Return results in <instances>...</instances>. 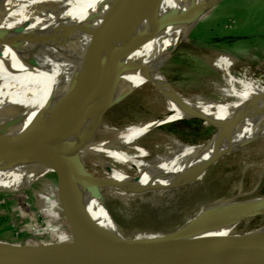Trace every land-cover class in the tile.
<instances>
[{
	"label": "bare ground",
	"instance_id": "obj_1",
	"mask_svg": "<svg viewBox=\"0 0 264 264\" xmlns=\"http://www.w3.org/2000/svg\"><path fill=\"white\" fill-rule=\"evenodd\" d=\"M216 1L160 0L161 16L179 13L181 21L166 26L149 49L116 57L109 69V56L137 43L135 36L114 42L112 22L120 21L127 11L137 13L140 0H0V126L21 137L0 156L26 136L36 133L39 125L68 95L74 92L78 97L75 86L93 57L103 77L105 101L112 102L116 98L117 86L135 91L151 84L157 101H161L169 113L160 119L139 121L121 128L103 121L99 124L94 139L72 161L91 175L99 194L79 180L71 167L72 162L68 165L70 178L81 184L106 229L112 233L118 235V230L104 207L105 197L100 196V189L132 195L177 189L201 182L213 165L232 153L241 151L247 157L264 155L262 148L248 147L264 142V82H239L230 77L233 88L229 98L222 94L219 101L188 99L167 80L160 68L189 42L198 21ZM185 3L188 7L183 11ZM95 35H99V39L86 58L88 42ZM139 41L146 40L142 36ZM139 61L144 65L137 64ZM124 63L137 68L120 74L119 67ZM215 64L225 75H230V62L221 53ZM73 77L76 78L71 80ZM237 84L241 89L236 88ZM175 112L179 113V120L205 117L225 123L228 133L223 139L199 145H189L174 136L164 135L163 144L146 147L144 139L154 135L151 133L162 124L172 123L171 114ZM92 123L89 118L70 128L69 133L68 129L60 130L58 124H49L48 135L67 147L77 129L79 140L92 131ZM50 172L32 156L5 158L0 162V190L24 191ZM262 203L264 197L212 204L191 224L195 226L186 234L188 239L170 245L165 242L167 238L151 235L139 250L130 253V244H125L120 251L114 250L113 255L116 261L132 263L179 250L219 246L237 251L252 264H264V226L242 233L237 231V227L248 220L239 211L242 208L264 211Z\"/></svg>",
	"mask_w": 264,
	"mask_h": 264
},
{
	"label": "rangeland",
	"instance_id": "obj_2",
	"mask_svg": "<svg viewBox=\"0 0 264 264\" xmlns=\"http://www.w3.org/2000/svg\"><path fill=\"white\" fill-rule=\"evenodd\" d=\"M187 5H183V11ZM188 41L175 56L160 66L167 80L184 98L219 101L222 94L228 97L233 88L229 83L230 77L239 82H264V0H217L200 18ZM219 53L230 62V75H225L216 66ZM145 88L122 97L103 122L121 128L169 114L164 104L157 101L154 87L149 84ZM236 88L241 89L240 84ZM178 114L172 113L174 121L162 124L151 133L154 135H148L144 145L153 148L156 144H163L169 135L183 143L199 145L223 139L228 133L229 127L225 123L208 119L209 124L198 118L179 120ZM193 120L204 122L199 125L201 129L195 125L179 133L169 131L174 123ZM248 147L264 150V142L252 143ZM70 183L72 199L84 206L100 227L106 228L81 184L72 178ZM57 185L58 175L51 173L24 193L0 197V242L73 246L76 237L56 205ZM100 196L105 197L104 207L115 223L118 235L133 241L128 243V252L131 253L139 250L151 235H166L191 225L203 209L212 204L230 199L264 197V155L247 157L241 151L232 153L213 165L201 182L177 189L150 190L139 195L100 189ZM239 226L237 231L241 233L264 226V215L248 219ZM61 235H64V240L60 242L58 237Z\"/></svg>",
	"mask_w": 264,
	"mask_h": 264
},
{
	"label": "water",
	"instance_id": "obj_3",
	"mask_svg": "<svg viewBox=\"0 0 264 264\" xmlns=\"http://www.w3.org/2000/svg\"><path fill=\"white\" fill-rule=\"evenodd\" d=\"M160 5V0H140V7L137 13L134 14L132 11H127L120 21L115 20L112 22V40L114 42L120 41L121 38H132L135 36L137 43L126 46L122 51H117L109 56V69L112 67L116 57L129 56L149 49L158 41L159 33L166 26L181 21L179 13H172L162 17ZM151 35H154V37L150 38ZM142 36L146 41L139 43ZM98 37L99 35H95L90 38L85 51L86 58L93 51L99 39ZM214 50L218 51V49ZM137 64L144 65L142 61ZM136 68V65L124 63L119 67V73L124 74ZM75 87L78 91V97H76L74 92L68 95L39 125L36 133L26 136L10 151L0 156V162L5 158L32 156L51 170L44 177L51 173H57V200L62 210V215L69 222L71 231L76 237L75 244L71 247H66L64 244L60 246H32L0 242V264H57L65 261H72L74 264H252L237 251L219 246L179 250L143 258L132 263L114 261L113 251L116 249L120 251L125 244L133 241L100 227L90 212L72 199L68 165L73 161L77 153L94 139L99 124L106 118L114 105L122 97L133 91L117 86L116 98L112 102L105 101L103 77L94 57L84 69ZM89 118L93 120L92 131L78 140L79 129H77L74 138L69 139L71 141H69L67 147L53 141L51 136L48 135L49 124H58L57 127L60 130L62 128L68 129L69 133L70 128L79 126ZM194 118L205 120L209 123V120L205 117ZM72 145L74 146L71 147ZM73 151L74 153L72 154ZM71 167L87 188L99 194L98 188L88 172L80 165H76L75 162L71 163ZM36 183L18 193L0 190V197L19 195L31 189ZM261 206H264V203ZM239 212L246 219L264 215V211L260 209L242 208ZM194 226L188 224L183 226L185 228L182 230L161 236L167 238L166 243L169 242L170 245H175L188 239L186 234L193 230Z\"/></svg>",
	"mask_w": 264,
	"mask_h": 264
},
{
	"label": "crops",
	"instance_id": "obj_4",
	"mask_svg": "<svg viewBox=\"0 0 264 264\" xmlns=\"http://www.w3.org/2000/svg\"><path fill=\"white\" fill-rule=\"evenodd\" d=\"M21 137L15 133L14 131L8 128L0 127V153L11 147L14 143H16ZM57 207L59 210L60 206L57 202ZM63 216V215H61ZM15 245V244H14Z\"/></svg>",
	"mask_w": 264,
	"mask_h": 264
},
{
	"label": "trees",
	"instance_id": "obj_5",
	"mask_svg": "<svg viewBox=\"0 0 264 264\" xmlns=\"http://www.w3.org/2000/svg\"><path fill=\"white\" fill-rule=\"evenodd\" d=\"M203 123H204L203 121H195V120L178 122V123H174V125L170 127L169 131L179 133L181 131L191 129L195 125H197L199 129H201L199 125Z\"/></svg>",
	"mask_w": 264,
	"mask_h": 264
},
{
	"label": "built area",
	"instance_id": "obj_6",
	"mask_svg": "<svg viewBox=\"0 0 264 264\" xmlns=\"http://www.w3.org/2000/svg\"><path fill=\"white\" fill-rule=\"evenodd\" d=\"M61 236H62V237H58V238H60V239H59L60 242H61V240H62V241L64 240V238H63L64 235H61Z\"/></svg>",
	"mask_w": 264,
	"mask_h": 264
}]
</instances>
